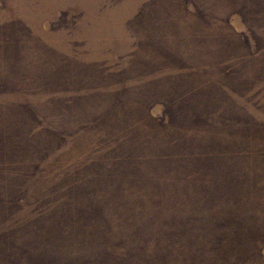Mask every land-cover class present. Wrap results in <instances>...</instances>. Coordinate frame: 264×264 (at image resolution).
I'll use <instances>...</instances> for the list:
<instances>
[{
    "label": "rangeland",
    "instance_id": "1",
    "mask_svg": "<svg viewBox=\"0 0 264 264\" xmlns=\"http://www.w3.org/2000/svg\"><path fill=\"white\" fill-rule=\"evenodd\" d=\"M0 264H264V0H0Z\"/></svg>",
    "mask_w": 264,
    "mask_h": 264
}]
</instances>
